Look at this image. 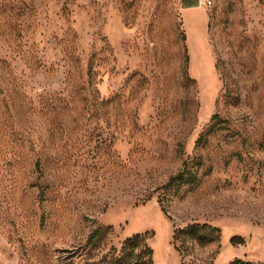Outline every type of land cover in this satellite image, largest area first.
<instances>
[{"label":"rangeland","instance_id":"1","mask_svg":"<svg viewBox=\"0 0 264 264\" xmlns=\"http://www.w3.org/2000/svg\"><path fill=\"white\" fill-rule=\"evenodd\" d=\"M202 7L204 38L177 0H0V264L135 234L151 264H264V0Z\"/></svg>","mask_w":264,"mask_h":264},{"label":"trees","instance_id":"2","mask_svg":"<svg viewBox=\"0 0 264 264\" xmlns=\"http://www.w3.org/2000/svg\"><path fill=\"white\" fill-rule=\"evenodd\" d=\"M185 64L188 63V57L185 51ZM218 118L213 115L211 119ZM208 129L212 131V126ZM201 137H199L200 139ZM194 175L190 171L181 170L175 175L169 177L163 187L165 188H177L185 183H192ZM163 209V208H162ZM164 210V209H163ZM104 233V228L101 226L96 227L87 237V244L94 245ZM180 236H184L188 241H191L198 245H206L218 239L219 230L207 225L192 224L185 229L177 230L173 235V239H179ZM152 250L145 243V235L135 234L132 237L124 239L121 244V248L118 251H114L108 256V259L104 260L105 264H151ZM228 264H255L253 262L244 261L241 259H234Z\"/></svg>","mask_w":264,"mask_h":264},{"label":"crops","instance_id":"3","mask_svg":"<svg viewBox=\"0 0 264 264\" xmlns=\"http://www.w3.org/2000/svg\"><path fill=\"white\" fill-rule=\"evenodd\" d=\"M181 12L183 25L193 27L198 25L202 30L204 38L207 26V15L198 0H177Z\"/></svg>","mask_w":264,"mask_h":264},{"label":"built area","instance_id":"4","mask_svg":"<svg viewBox=\"0 0 264 264\" xmlns=\"http://www.w3.org/2000/svg\"><path fill=\"white\" fill-rule=\"evenodd\" d=\"M199 4L204 7H210L213 4V0H198Z\"/></svg>","mask_w":264,"mask_h":264}]
</instances>
